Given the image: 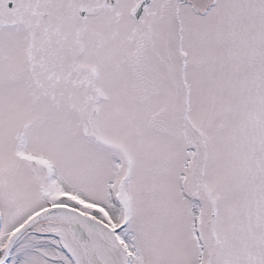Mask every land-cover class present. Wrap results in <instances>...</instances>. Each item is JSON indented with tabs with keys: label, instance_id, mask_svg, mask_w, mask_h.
<instances>
[{
	"label": "snow or ice",
	"instance_id": "obj_1",
	"mask_svg": "<svg viewBox=\"0 0 264 264\" xmlns=\"http://www.w3.org/2000/svg\"><path fill=\"white\" fill-rule=\"evenodd\" d=\"M0 264H264V0H0Z\"/></svg>",
	"mask_w": 264,
	"mask_h": 264
}]
</instances>
